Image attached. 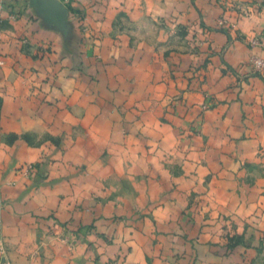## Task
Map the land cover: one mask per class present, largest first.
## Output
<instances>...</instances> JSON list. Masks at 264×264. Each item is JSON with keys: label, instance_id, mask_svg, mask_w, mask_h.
I'll return each mask as SVG.
<instances>
[{"label": "crops", "instance_id": "crops-1", "mask_svg": "<svg viewBox=\"0 0 264 264\" xmlns=\"http://www.w3.org/2000/svg\"><path fill=\"white\" fill-rule=\"evenodd\" d=\"M112 2L6 0L0 264H264V0H128L204 33L167 59Z\"/></svg>", "mask_w": 264, "mask_h": 264}, {"label": "rangeland", "instance_id": "rangeland-1", "mask_svg": "<svg viewBox=\"0 0 264 264\" xmlns=\"http://www.w3.org/2000/svg\"><path fill=\"white\" fill-rule=\"evenodd\" d=\"M69 3L70 1L66 5H69ZM112 3V7H115L116 9L115 16L110 22L106 24L105 28H102L101 35L104 37L112 38L114 40L118 39L119 45L123 43L122 45L125 48H128V46H134L136 44L134 42V38L141 34L146 35L151 39H157L160 37L167 38L165 41H159L160 43L151 42L150 44L152 45V49L154 47L155 52L161 55L164 59H167V57L171 56L172 52L181 51L182 54L187 55L188 53H190V49L196 50L200 47V45L196 43V41H194L193 37L197 36V34L202 36L204 33L201 32L200 28L196 29L193 24L191 26L188 23L179 22V24L173 26L172 22H167V16L158 15L150 16L146 21L141 23L140 27L136 26L134 28V26L132 25L134 19L132 20L130 17L131 15H129L133 13L131 3H128V0H113ZM69 8L72 11L74 10L76 12V10L73 9L71 5L69 6ZM100 12L103 14L102 10ZM250 12V9L246 8L245 10H239L238 13L246 16L247 13ZM78 14L80 18L85 17L82 12H78ZM230 22L234 21L229 20L224 16V13H222L216 18V24L214 26H209L212 27L211 29L215 30L216 32L220 31L227 36L225 44L228 43L229 39H236L235 36L229 33V30L231 28L234 29L232 23ZM174 37L178 38H175V40H173ZM248 44L253 47L260 45L261 42L258 38H252L248 40ZM255 57H259L264 60V58L258 55L256 52H252L247 60L248 66L255 72L264 71V68H256L253 65L252 61ZM185 67H187V65ZM200 67V65H197L194 67V70L191 69V71L196 73L200 69ZM185 71L189 72L190 68H187ZM201 108L203 110L207 109V104H203ZM228 237L230 241L236 240L235 236Z\"/></svg>", "mask_w": 264, "mask_h": 264}, {"label": "built area", "instance_id": "built-area-1", "mask_svg": "<svg viewBox=\"0 0 264 264\" xmlns=\"http://www.w3.org/2000/svg\"><path fill=\"white\" fill-rule=\"evenodd\" d=\"M6 17H9L6 0H0V22L4 20ZM0 35H1V30H0ZM252 63L256 68H264V60L259 57L253 58ZM32 169H33V164L28 163L26 165L25 171L31 172ZM3 252H4V246L0 245V253Z\"/></svg>", "mask_w": 264, "mask_h": 264}]
</instances>
